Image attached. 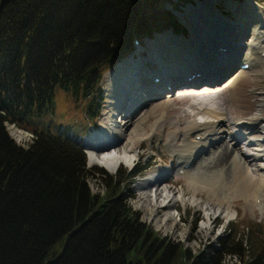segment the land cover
<instances>
[{
  "label": "trees",
  "instance_id": "trees-1",
  "mask_svg": "<svg viewBox=\"0 0 264 264\" xmlns=\"http://www.w3.org/2000/svg\"><path fill=\"white\" fill-rule=\"evenodd\" d=\"M187 1L0 0V264H264V221L191 252L130 204L139 170L119 167L96 191L89 179L104 171L83 146L44 126L25 143L7 129H29L24 118L53 109L57 88L95 102L135 38L185 34L173 10Z\"/></svg>",
  "mask_w": 264,
  "mask_h": 264
},
{
  "label": "rangeland",
  "instance_id": "rangeland-1",
  "mask_svg": "<svg viewBox=\"0 0 264 264\" xmlns=\"http://www.w3.org/2000/svg\"><path fill=\"white\" fill-rule=\"evenodd\" d=\"M197 1L198 0H190L186 3H180L179 7L176 10H173V13H175V11H177L176 13L181 12L183 15L182 17H179L177 15L180 18L179 20L181 22H187L189 20L191 24H195L193 25V27L195 28V31L198 35L195 38H192V36H190L191 31L188 30L185 32V34L175 33L177 35H184L185 38L190 36L189 38H186V45L184 44L186 41H184L179 46L175 44V39L172 35H167L168 37H170L167 39L172 41L176 47L174 51H171L167 54V57L173 58L175 60L183 58V62L185 64H189L194 61L198 62L203 58L202 52L197 49V45L200 43V41H208L209 43H214L213 49L223 50L222 45L215 44L216 41L221 42L218 34L211 33L208 35L203 31V29H206V27L209 26H219V22H217L215 17L208 16V14L205 15L206 19L204 21L203 13L209 8H204L202 10H195L190 8L191 5L196 6ZM214 5L216 10L223 13V15H225V18L228 19V22L231 24H228V28L229 30H231L227 34L229 36L231 32L236 33V29L232 28L234 27L233 22L237 23L241 19H247V24L244 22L238 23L241 28H245L248 25L247 32L243 35L244 40H246L247 38L249 39L250 32H252L253 29L252 26L256 21L259 20L262 21V24L264 23V0H215ZM252 12L254 13L252 14ZM251 14L253 16H256L252 17ZM198 21L200 23H197ZM169 31L172 30L169 29L162 33H158V35L155 34L151 38H144L140 42V45H136L135 51L132 54L128 55L133 56L131 64L134 65V68H136V70L140 69L138 70V75H141L143 73L142 77L145 76L147 79L144 80L149 83L155 84L153 83V80L155 79L154 77L156 76V74L151 75L148 73L146 75L145 72L141 71H154L158 67V64L157 58L155 57L156 55L152 53L153 49H151V47L148 45V42L155 39L157 36H164V33ZM236 40H228V42H232L235 44ZM153 44L155 46H159L161 42H153ZM164 47L165 46H163V48ZM244 48L245 47L243 45L239 48L237 64L232 69H229V71H227L221 77L217 75L219 78L217 79L216 77L213 80L215 81L217 79L218 81L216 80V82L214 83H220L221 80L231 71H234L233 73H235L237 71V68L243 70L242 73L233 80L231 86L225 87L220 90L221 94H223V97L225 96L230 99L229 101H231L229 102L227 99L228 111L226 112V116L229 117L231 115H234L236 118L235 122L240 120V118H248L249 116H252L259 112L264 113V72L260 70L261 68H259V66H251L246 69L240 66L241 59L239 55L244 52ZM208 51L209 50H204V52ZM261 55L264 56V51H262ZM233 59L234 64L235 58ZM112 68H110L109 70H111ZM108 71H106L102 76V81L100 84L101 90L99 92L100 96L95 102H91V100L83 98L82 96L74 97L70 91L57 88L53 97V109L48 110L44 112V114L37 117H25L24 121L28 124L29 129L18 127L15 123H7L9 134L16 141L25 143L33 137V129H35V127L38 126L39 128H42V126H44V128L48 127L47 129H49L50 131L58 133L61 136L78 143L81 146L85 144L89 145L87 142L89 138L96 137L100 133H103L104 135V130L100 126V123L104 121L103 117L109 109L107 106L108 97L105 90V75ZM162 71L165 72L166 70ZM195 72L196 71H180L179 77H183L184 79L189 78L190 75ZM159 79L161 86L165 88L169 86L168 81L162 80L160 76ZM150 87L154 88L153 90L156 91V88L158 86L155 85L154 87ZM178 87L180 86L172 85L171 89L170 87L168 88L170 89V91H168L167 93L163 92L160 95L153 96L145 104H141L139 108V114L144 111L145 112L140 115L137 114V116H135V119H137L135 120V122L134 119L131 120L132 124L130 125V130L133 131V129H136L138 132H144L142 139L133 138V140L129 143V149L132 152L136 153L134 163L128 166L122 163L118 167L127 169L129 172L134 168L139 170V173L137 175H131V177H129L127 180L129 181L131 193L133 194L130 198V204L134 209L141 212L142 219L150 224L153 229L157 231L161 236L168 237L177 242H182L186 248L191 250V252H195L205 244L219 245V240L222 236L241 231L251 219H255L257 221L262 220L263 222L264 203L262 205V208L258 207V199L255 201L254 195L250 193V191L254 187L252 186V182L249 180L245 181L244 179V184L240 183L234 172L232 174L230 173L231 171L229 172V170H227V166L222 167L220 171L209 170L206 167L205 169H203V166H205L206 163H215L216 157L213 158V155L212 157L205 159L202 162V165L199 161L200 157L198 156L199 163L196 159L197 163L195 162V165H191V167L196 166L194 173L195 179L200 178V176L202 178L207 176V181L203 184H194L195 179H192V183L191 179L189 180L187 179V176L185 177L183 175V170L177 168V160L174 156L175 151H173L167 143L168 134L173 130V133L177 135L178 142L182 143L181 137L185 127V125L183 126L182 123V110L183 108H188L189 104L192 101H195V99L198 97L195 94L189 95L186 93L176 95L178 93V89L176 88ZM171 93L172 96H169ZM141 94L142 93L140 92L139 95ZM216 95L214 96L218 98V96ZM166 101L168 102L167 104L165 103ZM151 105L152 108H150ZM89 106L90 111L88 112ZM112 109V118L116 120L118 117L114 112L113 106ZM161 114L164 115L163 117H161V119L163 118V126L159 129L157 135L152 134V122L156 118L160 117ZM174 116L178 123L172 125L169 122L171 117H173L174 119ZM198 116L201 117V114H199ZM232 127L233 125L230 124L229 128ZM17 129H20L24 132ZM175 129L176 132H174ZM180 129L182 130V132ZM130 130L128 132H130ZM135 134L136 132L133 131L134 136ZM230 138L232 137L223 135L219 143L228 142ZM255 139L259 138L255 136ZM121 142L123 143H120L116 148H121L124 145L125 141L122 140ZM243 144L244 142H238L237 145L230 144V149L234 150V152L236 153L240 151L237 157H239V159L244 162L250 172H252V169L255 168V164L253 161H251L250 158H243L242 152L246 149V146ZM91 146L93 148H97V146H94V144H92ZM216 146L217 144L214 145L212 149ZM175 155L178 157L177 154ZM201 155H203L202 157H205L208 155V152H204ZM89 162L87 161V166L93 167L96 165L98 167H101L104 171H95L98 175H93L89 179L93 190L102 191L104 190L105 185L102 182L101 176H106L107 173L115 174L116 172L112 173L107 168L101 165L90 164ZM167 165L169 167L168 172L171 174V176L167 177L165 179L166 181L160 180V184L165 182L166 184H168L169 188L172 187L175 190V193L180 191L182 193L181 196L183 199V201L178 200L177 202L175 201L173 203L172 211L174 215L172 220L170 218L172 217V215L168 216V208L165 206H155V210L150 211L146 209V207L142 204L139 205V203H145L147 201H145L144 199L141 200V189L138 190L137 185L141 177L148 176L150 172H158L160 166L165 167ZM198 166L200 168H203L198 169ZM255 184L257 185V182ZM148 187H150V185ZM261 192H263L264 194V185L262 186ZM244 193L247 194L248 199L246 198V195ZM206 204H209L213 207L220 206L221 212L212 216L209 220L208 228L204 229L201 227V225L202 222L206 221V209L204 208V205ZM149 206L151 208L154 207L153 204ZM171 221L173 222V224ZM169 223H171L172 226L169 227ZM234 261V258L228 257L225 260V264H232Z\"/></svg>",
  "mask_w": 264,
  "mask_h": 264
},
{
  "label": "bare ground",
  "instance_id": "bare-ground-1",
  "mask_svg": "<svg viewBox=\"0 0 264 264\" xmlns=\"http://www.w3.org/2000/svg\"><path fill=\"white\" fill-rule=\"evenodd\" d=\"M214 2L215 0H201L197 2L196 6L191 5L190 8L193 9V7H197V10L209 8L207 11H204L203 15L208 14V16L215 17L217 22H219V26H211L209 29H203V31L208 35L211 33L218 34L221 42L216 41L215 44L225 46L224 50H215L213 49L214 43L200 41L197 45V49L202 52L203 58L198 62L194 61L185 64L183 58L175 60L167 57L169 52L175 50V44L179 46L184 41H186L184 43L185 45L187 43L185 36L177 35L172 31H169L164 33V36H157L155 39L148 42V45L153 49V52H151L154 53L157 58L158 67L156 70H142L141 72H145L146 75L148 73L151 75H159L162 80L169 82L168 85L170 86V89L172 88V85H179L180 87L176 88L178 89L176 95L186 93L198 96L196 99V96L194 97L195 101H192L188 108H183L182 110V123L183 126L185 125L181 137L182 143L178 142L177 135L173 133V130L168 134V146L178 155L177 157L174 154L175 159L177 160L176 166H178V169L183 170V175L185 177L187 176V179H191L192 181V179H195L194 173L196 166L191 167V165H195L198 162V156L200 157L199 161L202 165V162L205 159L210 158L213 155V158L216 157L215 163H206L205 166H203L204 168H202L205 169L206 167L209 170L220 171L222 167L227 166V170H229V172L231 171L230 173L232 174L234 172L240 183H243L246 180L251 181L252 186L254 187L250 193L254 195L255 201L258 199V207L262 208L264 203V194L261 192L262 186L264 185V113L259 112L248 118H240L237 122H235L236 118L234 115L229 117L226 116V112L228 111V98L225 96L223 97L220 90L231 86L233 80L242 73L243 70L240 68H237V71L232 73L224 81L220 83L214 82L237 64L239 48L242 47V45L245 48L244 52L239 55L241 59L240 63L243 64L249 62V67L259 66V68H261L260 70L264 72V56L261 55L262 51H264V26L260 25L262 21H256L252 26L253 29L252 32H250L249 39L247 38L244 40L243 35L247 32L248 25L245 28H241L238 23L244 22L247 24V19H241L237 23L233 22L234 27L232 28L236 29V33L231 32L229 36L227 34L231 30H229L228 24H231L228 22L229 20L220 17L221 15L216 10ZM213 13H216L217 15H214ZM253 13L254 12H252V14ZM252 14V17L256 16H253ZM195 32V28L192 26L190 35L192 38H195L198 35L197 32ZM167 35H172L174 37L175 44L167 39L170 38ZM228 40H236L235 44H232L233 49L226 48L231 44ZM153 42H161V44L155 46ZM163 46L165 47L163 48ZM204 50L209 51L204 52ZM132 58V55L124 58L106 73L105 90L108 97L107 106L109 109L103 117L104 121L100 123V126L104 130V135L103 133H100L96 137L87 140L90 146L86 149L88 162L90 161V164L101 165L112 173L116 172L119 168L118 166L122 163L127 166L134 163L136 153L129 149V143L133 138L142 139L144 132H138L136 129H133V131L136 132L134 136L133 131L130 130V125L132 124L131 120L134 119L135 122L137 119H135L137 114L140 115L145 112L139 114L141 104H145L153 96L170 91V89L161 86L160 79L157 82H153L155 84H152L144 80L147 78L145 76L142 77L143 73L138 75V70L140 69L136 70L134 65L131 64ZM233 58H235L234 64ZM162 70L166 71L163 72ZM180 71H196L199 74L195 73L190 79H184L183 77H179ZM216 77L217 79L213 81ZM155 85L158 86L156 91L153 90L154 88L150 87H154ZM140 92L142 93L141 95H139ZM214 95L218 96V98ZM169 96H172V93ZM229 100L230 99H228V101ZM165 103L167 104L168 102L166 101ZM112 106L118 117L116 120L112 118ZM150 108H152V105ZM199 114H201V117L198 116ZM163 116L164 115L161 114L160 117L152 122V134L157 135L159 129L162 128L163 118L161 119V117ZM169 123L175 125L178 121L174 116V119L173 117L170 118ZM230 124L233 125L232 128H229ZM129 130L130 132H128ZM174 132H176V129ZM223 135L231 136L232 138H230L228 142L219 143ZM255 136L259 139H255ZM122 140L125 141L124 145L121 148H116L120 143H123L121 142ZM238 142H244L243 145L246 146V149L242 152L243 158H250L255 164V168H253L254 170L252 169V172H250L244 162L237 157L240 151L236 153L234 150L230 149V144L237 145ZM92 144L97 146V148H93L91 146ZM216 144L217 146L212 149ZM204 152H208V155L202 157L203 155L201 154ZM199 168L200 167L198 166V169ZM168 169V165L165 167L160 166L158 172H150L148 176L141 177L137 185L138 190L141 189V196L139 195L141 200L144 199L147 201L145 203H139V205L142 204L150 211H154L155 206H165L168 208V216L172 215V217H170L172 220L174 215L172 211L173 203L178 200L183 201V199L180 191L175 193V190L172 187H170V189L165 182L160 184V180L164 181L167 177L171 176ZM206 177L202 178L200 176V178L194 180V184H203L207 181ZM256 182L257 185L255 184ZM149 185L150 187H148ZM245 195L247 198V194ZM152 204L154 205L153 208L149 206ZM204 206L206 209V221L202 222L201 227L207 229L210 218L221 212V207H213L209 204ZM168 225L169 227L172 226L171 223Z\"/></svg>",
  "mask_w": 264,
  "mask_h": 264
},
{
  "label": "water",
  "instance_id": "water-1",
  "mask_svg": "<svg viewBox=\"0 0 264 264\" xmlns=\"http://www.w3.org/2000/svg\"><path fill=\"white\" fill-rule=\"evenodd\" d=\"M198 1H201V0H198ZM198 1H197V2H198ZM185 3H186V2H185ZM196 4H197V3H196ZM166 6H169V7H170L171 4L168 3V4H166ZM193 9L197 10V7H195V8L193 7ZM176 12H177V11H175L176 18L179 20V19H180L179 17H182L183 15H182L181 12H178L179 14L176 13ZM213 14H214V15H217L216 13H213ZM219 14L221 15L220 17H222L223 19H226V18H225V15H223V13H221L220 11H219ZM177 15H178L179 17H178ZM203 19H204V21H205V19H206L205 15H203ZM226 20H228V19H226ZM179 21H180V20H179ZM180 22H181V21H180ZM181 23L184 24V26H185V28H186V31H187V30H188V31H191L192 26L195 25V24H191L189 20H188L187 22H184V21H183V22H181ZM197 23H200V22L198 21ZM206 23H209V22H206ZM209 27H210V26H209ZM209 27H206V29H209ZM163 32H164V31H163ZM161 33H162V32H161ZM155 34L158 35V33H155ZM183 36H184V35H183ZM189 37H190V36H188V37H186V38H189ZM232 44H233V43L231 42L230 46H229V47H226V48H228V49H233ZM224 47H225V46H224ZM218 50H219V49H218ZM132 53H133V52H131V53H129V54H132ZM129 54H128V55H129ZM128 55H127V56H128ZM124 58H126V57H124ZM124 58H122L121 60H123ZM121 60H119L118 62H120ZM118 62H117V63H118ZM117 63H115L113 66H115ZM113 66H112V67H113ZM112 67H111V68H112ZM233 72H234V71H231L229 74H227V75L221 80V82L224 81L227 77H229ZM87 147H89V145H87V144L83 145V148H84V149L87 148Z\"/></svg>",
  "mask_w": 264,
  "mask_h": 264
}]
</instances>
